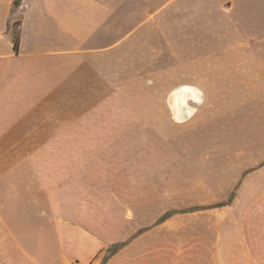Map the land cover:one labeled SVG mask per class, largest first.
Instances as JSON below:
<instances>
[{
    "label": "crops",
    "instance_id": "1",
    "mask_svg": "<svg viewBox=\"0 0 264 264\" xmlns=\"http://www.w3.org/2000/svg\"><path fill=\"white\" fill-rule=\"evenodd\" d=\"M74 263L264 264V0H0V264Z\"/></svg>",
    "mask_w": 264,
    "mask_h": 264
},
{
    "label": "bare ground",
    "instance_id": "2",
    "mask_svg": "<svg viewBox=\"0 0 264 264\" xmlns=\"http://www.w3.org/2000/svg\"><path fill=\"white\" fill-rule=\"evenodd\" d=\"M190 101H202L201 93L195 88L184 87L169 96V105L176 122H184L193 115L195 108L191 106Z\"/></svg>",
    "mask_w": 264,
    "mask_h": 264
},
{
    "label": "rangeland",
    "instance_id": "3",
    "mask_svg": "<svg viewBox=\"0 0 264 264\" xmlns=\"http://www.w3.org/2000/svg\"><path fill=\"white\" fill-rule=\"evenodd\" d=\"M228 164H230V162H228ZM229 178H230V177H224L223 179H224V181H229V180H230ZM229 188H230V187H229V185L227 184L226 186H224L223 189H229ZM234 190H236V188H235ZM224 191H225V190H222L223 196L225 195V192H224ZM233 195H234V193H233V194H230L231 199H232ZM230 196H229V198H230Z\"/></svg>",
    "mask_w": 264,
    "mask_h": 264
},
{
    "label": "trees",
    "instance_id": "4",
    "mask_svg": "<svg viewBox=\"0 0 264 264\" xmlns=\"http://www.w3.org/2000/svg\"><path fill=\"white\" fill-rule=\"evenodd\" d=\"M229 200H231V197H230V199ZM116 248V247H115ZM115 248H113V249H111V250H114Z\"/></svg>",
    "mask_w": 264,
    "mask_h": 264
},
{
    "label": "built area",
    "instance_id": "5",
    "mask_svg": "<svg viewBox=\"0 0 264 264\" xmlns=\"http://www.w3.org/2000/svg\"><path fill=\"white\" fill-rule=\"evenodd\" d=\"M74 264H78V263H74Z\"/></svg>",
    "mask_w": 264,
    "mask_h": 264
}]
</instances>
